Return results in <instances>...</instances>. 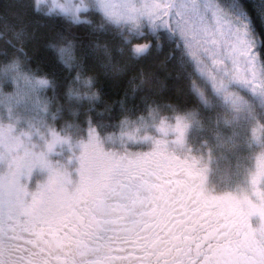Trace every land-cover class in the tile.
Wrapping results in <instances>:
<instances>
[{"label":"snow or ice","instance_id":"snow-or-ice-1","mask_svg":"<svg viewBox=\"0 0 264 264\" xmlns=\"http://www.w3.org/2000/svg\"><path fill=\"white\" fill-rule=\"evenodd\" d=\"M96 3L109 20L128 24L138 35L145 19L153 32L164 28L175 35L211 90L227 102L233 118L223 124L230 135L216 132L214 142L205 141L208 150L193 156L187 145L201 122L189 112L174 123L160 119L150 125L159 138L136 129L154 147L121 154L105 150L90 128L87 143L81 141L79 181L70 190L68 171L47 159L67 138L50 129L45 150L34 151L30 137L0 126V161H8L0 173V264H264V225L254 229L249 223L255 214L264 218V191L258 187H264V125L254 127L258 117L264 120V79L256 70L259 61L264 76V60L240 23L248 17L237 4L232 22L207 0H127L119 14L106 0ZM148 48L147 42L137 43L134 52L142 55ZM68 51L62 49L61 56ZM196 92L207 105L205 93L198 87ZM224 145L236 156L230 170L245 175L248 186L214 195L210 175L220 167L214 148ZM255 146L260 171L249 180L237 150ZM37 165L50 175L30 193L20 177Z\"/></svg>","mask_w":264,"mask_h":264},{"label":"trees","instance_id":"trees-1","mask_svg":"<svg viewBox=\"0 0 264 264\" xmlns=\"http://www.w3.org/2000/svg\"><path fill=\"white\" fill-rule=\"evenodd\" d=\"M237 1L251 19L260 58L264 60V1ZM64 17L74 23L90 19L92 24L73 27ZM81 18L74 20L60 12H50L48 16L38 14L32 8V0H0V32L5 33L0 38V62L20 54L17 49L22 47L29 67L39 75L38 81H47L33 86L30 96L14 106L16 113L11 111L13 108L0 105V120H12L25 128L33 122L38 129L48 125L62 138H67L66 142H79L85 128L93 125L101 134L105 128L110 129L111 140L121 147L137 149L139 145L143 147L142 143H128L113 132L160 117L173 123L176 116L193 112L195 108L201 127L191 133L187 146L193 147L192 152L201 153L206 148V130L219 129L217 121L224 125L225 119L233 118L220 109H206L193 88L192 65L176 44L167 42L158 47L156 39L145 30L147 35L140 41L152 42V45L146 53L137 55L132 51V45L137 43L134 34H128L95 9L84 10ZM12 30H23L19 41L12 37ZM66 40L75 41L74 53L70 48L58 58L49 45ZM118 40H127L124 44L128 53L114 52L116 68H108L107 59L102 56V46L112 49ZM75 75L95 78L94 87L84 89L95 94L93 101H67L66 88ZM75 87L80 90L79 86ZM6 88L12 90V85L9 83ZM261 125L264 120L258 117L254 127ZM222 127L228 129L226 125ZM66 142L57 147L53 156ZM248 155L254 164L255 154L249 152ZM78 181L79 177L76 183ZM214 187L219 192V188Z\"/></svg>","mask_w":264,"mask_h":264},{"label":"rangeland","instance_id":"rangeland-1","mask_svg":"<svg viewBox=\"0 0 264 264\" xmlns=\"http://www.w3.org/2000/svg\"><path fill=\"white\" fill-rule=\"evenodd\" d=\"M126 2H127V0H106V3H108L111 6V11L116 13V14H119L122 11L123 5ZM141 2H142V0H141ZM207 2L210 4L219 5V7L221 9H223V12H224L225 16L227 17V19L232 21V22H236V16L234 15V12L236 10L235 5H237V4L240 5L237 0H207ZM77 7H80V9H81V11L78 14L74 12V9ZM240 8L248 17L247 20H241L240 23L247 26V30L251 33L252 38L255 40V49L258 53L259 59L261 60L260 54H259V49H258V40L256 37L254 27L252 26V23H251V19H250L249 15L245 12V10L241 7V5H240ZM86 9H95V10L99 11L104 17L107 18L105 10L103 8H101L96 3V0H89V7H87V8H85L84 5H82L81 3L79 4V0H63V3H61V0H51L50 6L48 8V13H50V12L65 13L68 16H70L71 18H73L74 20H81L82 19L81 14ZM110 21H112V20H110ZM113 23L115 25L119 26L120 28H122V30H124L128 34L130 33L129 32L130 26L128 24H126V23H115V22H113ZM173 23H174V20H173ZM143 30L148 31L156 39L158 47H161V45H164L167 42L168 43H174L176 45H178L180 43V41L176 38V36L173 35L168 29L160 28L157 31L153 32L148 27L146 19H145V23L143 25ZM243 30L244 29L242 28V31ZM127 40H128V38H127ZM127 40H123V41L118 40V42H115V44L113 45L112 49L109 46H102L103 48L101 47L102 48V56H103V58L107 59L106 63L109 65L108 68H110V67L116 68L115 63L117 61H116L114 52L118 53L120 55H125L126 53H128L125 49V44H126ZM179 48H180V50H182L184 56L190 61L191 65H192V69L194 72V74H193L194 80L193 81L195 82V86L193 83L194 90H196V87L200 88V90L203 91L208 98V104L205 105L206 109H209V110L215 109V108L220 109V110L224 111L225 113H228L232 116V114L230 112V108H229L227 102L223 99V96L217 95L211 90V88L209 87V82L206 80L205 75L201 74L199 66L192 59V57L189 55L188 51L183 49L182 47H179ZM110 52H111V55H110ZM109 61H111V62H109ZM204 67L208 68L209 65L207 63H205ZM256 70H257L258 78L264 79V76H262V74H261L262 70L260 68L259 61H258ZM257 83H259V79H258ZM244 91H245L244 94L246 96H248L250 99H252L253 102H258V100H259L258 97L253 96V94L251 92H248L246 89ZM12 108L13 109L11 111L13 113H16L17 110H15L14 107H12ZM257 108H259L258 103H257ZM20 115L23 116V114H21V113H20ZM160 119L166 120V118L160 117V118L155 119L153 121L148 120L145 123H143L142 125H135V127L125 128V126H124L123 129L121 128V130H118V132H113L114 134L120 135L122 137L121 140H124V141L126 140L128 143L140 142V143H142L143 147L140 145L137 149H135V148H124V146L121 147L119 144H117L118 142H114V140H111V135L109 133L110 129L105 128L101 134V132H99L100 130L96 126L88 125L84 130V133L82 135V140H80L79 142H75L73 140L72 141L68 140V142H66L65 145H63L55 153V156H53V152L56 151L57 147H59L61 143L57 144L54 151L47 153V159L52 163L53 166H56V167L62 166L63 168H65L68 171V173L70 175V179L72 181V184L69 185V188L71 190L75 186V184L77 182V178L79 177V172H78V169L80 167L79 157L83 151L82 146H81V141L87 143L88 131L90 128L94 129L96 131V133L99 135L100 139L103 141V147L105 148V150L115 151V152H119L121 154H124L125 151L128 153H140V152L150 151L154 147L151 140H148V141L141 140L140 135L157 136V138H159L160 134L156 131L155 127H151L150 125L151 124H153V125L157 124V121ZM17 120H19V119H17ZM174 122H175V120H174ZM0 126H3L5 129L11 127L13 129V134L16 135L17 137H21V139L27 140L30 137L31 143L29 144V147H32L33 145H35V147L33 148L34 151L45 150V148H46L45 140L50 138V131L49 130L50 129L54 130V128H49L48 125L43 126L42 129H38V127L36 126V124L34 122L31 123L30 127L25 128L24 126L22 127V126L18 125L16 122H13L12 120L4 122L3 118L0 120ZM216 126L221 127V128H219V129L214 128L213 130H211L209 132H208V130H206L205 141L214 142V134L216 132H219L224 137H227L228 135H230V130L224 129L225 127H222L224 125H222L221 123H219V124L216 123ZM64 129L65 128H63V130ZM136 129H141L140 135H138L136 133ZM22 134H25V136H23ZM41 134H43V137ZM129 136H135L136 138L135 139H129ZM205 146H206V148H205L204 152H206L208 150L209 145L205 144ZM188 148L193 149V147L191 145ZM237 151H238V155L242 158L243 167L247 171L248 179L250 180L252 173H254V172L258 173L260 171L259 163H260L261 152H260L259 148H257V146H255L253 148L243 147V148H239ZM214 152H215V155H216V158L219 162L220 167L218 170L211 173L210 183H212L214 186H217L219 188V192H226V191L236 192L238 190V186H240V185L247 187L248 185H247V180L245 178V175L236 174L232 170H230V168H229L230 159H231V161L234 162L236 160V156L229 152L228 146L224 145L221 148L215 147ZM249 152H252L255 154L254 164H253V160L251 158H249V155H248ZM197 153L192 152V155L198 156L201 154V153H198V154ZM7 169H8V161L7 160L0 161V173L6 172ZM49 175H50V171L48 168H43V167L37 165L35 168L32 169V172L30 175H22L20 177V183L22 185H25V187L28 189V191L30 193L35 192L38 189L40 184L47 182ZM258 187L260 188L261 191H264V187H260L259 184H258ZM252 217L258 218L261 216L259 214H255ZM261 222L264 224V218H262ZM20 243L23 244V241H21Z\"/></svg>","mask_w":264,"mask_h":264},{"label":"clouds","instance_id":"clouds-1","mask_svg":"<svg viewBox=\"0 0 264 264\" xmlns=\"http://www.w3.org/2000/svg\"><path fill=\"white\" fill-rule=\"evenodd\" d=\"M50 2L51 0H32V8L36 13L48 16ZM61 3H63V0H61ZM80 3L81 0H79V4ZM84 3L89 7V0H84ZM42 9L44 11H42ZM64 18L68 23H72L73 27H78L80 24H92L90 19L74 23L68 20L67 17ZM22 33L23 30H12L11 34L13 38L19 41L22 37ZM4 34V32H0V38H2ZM134 46L135 44L132 45L133 52ZM49 47L57 57L60 58L62 49L69 50L71 48L74 53L75 41L66 40L61 44L52 43ZM150 47L151 45L149 44V48ZM17 51L20 54L13 55L8 60L0 62V105L7 108H12L17 104L23 103L30 96L31 90L34 89L33 86H35L39 80V75H37L36 70L29 67V62L25 59L23 48L20 47ZM9 83L12 85V90L6 88V85ZM94 85L95 78L93 76L75 75L73 81L69 82L66 88L65 96L67 101L69 103L93 101L95 99V94L87 93L84 89L93 88ZM75 86H79L80 90L78 91ZM195 111L196 109L193 108V112Z\"/></svg>","mask_w":264,"mask_h":264},{"label":"flooded vegetation","instance_id":"flooded-vegetation-1","mask_svg":"<svg viewBox=\"0 0 264 264\" xmlns=\"http://www.w3.org/2000/svg\"><path fill=\"white\" fill-rule=\"evenodd\" d=\"M129 32L131 34H134V36H136L137 38V43H142V41H140V39H143L146 35H147V32L145 30H143V35H138L137 32L135 31H132L131 29H129ZM136 43V44H137ZM152 150V149H151ZM210 189L212 190L213 194L214 195H223V193L221 192H217V189L212 185V183H210ZM262 217H250L249 218V223L251 224V226L254 228V229H259L261 227V225L263 224L262 222ZM264 225V224H263Z\"/></svg>","mask_w":264,"mask_h":264},{"label":"water","instance_id":"water-1","mask_svg":"<svg viewBox=\"0 0 264 264\" xmlns=\"http://www.w3.org/2000/svg\"><path fill=\"white\" fill-rule=\"evenodd\" d=\"M150 45H152V42H149Z\"/></svg>","mask_w":264,"mask_h":264}]
</instances>
